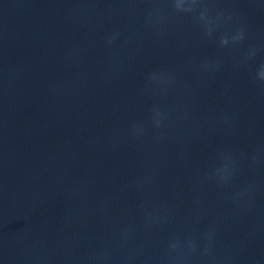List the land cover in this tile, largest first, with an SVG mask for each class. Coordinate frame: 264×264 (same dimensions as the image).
I'll return each instance as SVG.
<instances>
[{
  "label": "clouds",
  "instance_id": "clouds-1",
  "mask_svg": "<svg viewBox=\"0 0 264 264\" xmlns=\"http://www.w3.org/2000/svg\"><path fill=\"white\" fill-rule=\"evenodd\" d=\"M197 2L198 0H173L174 7L178 12H195V5ZM199 19L204 22L206 26L212 23V21L206 17V13H201ZM208 31L210 32V28ZM240 38L241 37H236L235 39ZM220 42L222 45H227L228 38L226 36L222 37ZM260 76L261 78H264V71L260 73Z\"/></svg>",
  "mask_w": 264,
  "mask_h": 264
}]
</instances>
